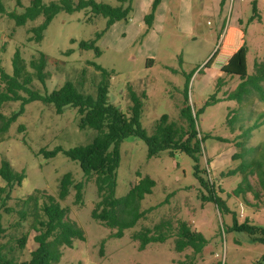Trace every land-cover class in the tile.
<instances>
[{"label":"rangeland","instance_id":"obj_1","mask_svg":"<svg viewBox=\"0 0 264 264\" xmlns=\"http://www.w3.org/2000/svg\"><path fill=\"white\" fill-rule=\"evenodd\" d=\"M43 1L49 4L59 0ZM95 1L119 5L118 0ZM154 2L133 0L129 20L116 22L112 27L90 9L73 14L61 12L38 42L31 30L44 22L42 16L18 26L7 15H23L31 0H3L7 14H0V64L12 74L13 57L19 49L28 71L34 73L30 61L45 54V87L36 78L32 86L41 94L72 81L81 92L96 95L101 80L100 72L93 66L97 64L112 72L110 102L127 117L132 106L129 88L147 95L141 124L152 135L163 115L185 124L180 110L188 90L194 111H202L198 129L201 137H206L198 167L204 180L214 186L215 197L225 205L219 208L214 202L203 200L209 193L197 179L195 162L186 153L171 157L164 152L149 158L146 143L130 137L120 147L116 196L126 197L144 178L153 179V193L140 204L147 219L126 230L123 238L112 237L114 230L92 217L98 201L95 183L85 185L80 205L75 203L76 192L71 189L60 204L65 216L78 224L84 239L74 240L73 248L64 247L57 264H180L192 250L176 252L173 238L152 243L144 250L131 238L143 226L152 227L163 219L184 220L204 235L207 246L197 264H257L264 257V243L255 241L256 235L252 236L250 229H264V191L255 175L249 177L253 192L235 196L244 175L231 172L244 162L260 158V151L251 150L264 144V126L247 137L242 134L262 121L264 101L252 93L241 106L236 101H221L212 106H206V102L210 96L225 98L237 88L241 75H252L255 62L264 61V0H161L149 25L147 17ZM90 41H96L100 56L81 49L82 42ZM212 58V65L205 68ZM220 79L222 84L217 91ZM4 108L10 115L20 108V103H8ZM234 110L238 113L232 114ZM20 126L25 127V132L19 131ZM79 126L76 109L67 108L59 115L53 105L37 101L25 107V113L0 141V166L7 159L17 172L25 174L22 185L12 192L13 200L7 203L13 212L7 213L0 207L6 228L0 244L14 248L19 238L29 237L24 251H10L21 261L28 260L29 252L37 247L33 240L39 227L32 208L30 216L20 220L22 201L32 194L40 199L41 194L57 196L60 180L68 173L73 174L76 183L84 181L78 162L62 152L53 158L48 156L58 148L67 151L90 143L96 132L81 130ZM254 192L260 193V197ZM43 203L41 200L37 217L44 215Z\"/></svg>","mask_w":264,"mask_h":264},{"label":"trees","instance_id":"obj_2","mask_svg":"<svg viewBox=\"0 0 264 264\" xmlns=\"http://www.w3.org/2000/svg\"><path fill=\"white\" fill-rule=\"evenodd\" d=\"M161 0H155L152 13L147 17L150 25L153 20L154 12ZM119 5L114 7L108 4L98 3L95 0H59L49 4L43 0H31L25 8L23 15L7 14L3 0H0V14H7L16 21L18 26H25L28 22L35 21L39 17L44 18V22L31 30L35 34L38 42L44 38V32L49 27L54 18L61 12L73 14L78 11L90 9L93 15L102 16L107 19L108 27H112L116 22L129 20L133 11V0H118ZM81 49L84 51H94L97 56L101 51L96 45V41L82 42ZM213 59L209 60L205 68H209ZM48 59L41 53L36 59L30 61V67L34 73L28 71L25 59L18 49L13 57V71L8 74L0 64V141L8 133L11 125L25 113V107L33 102H43L53 105L57 114L62 115L67 108L76 109L80 117V129H90L96 132L95 137L90 143L75 147L70 150H57L48 154L49 158L55 157L58 153H64L72 161L78 162L83 172L84 181L76 183L73 174L64 175L59 183L57 196L32 194L23 200V208L18 212L21 221H25L32 208V215L39 226L35 231L34 237L37 247L29 252L28 260L21 261L20 257L12 254V249L19 252L28 247V236L24 235L15 241L14 248L0 244V264H57L63 255L64 247L73 248L74 240L84 239V235L75 221L65 216V210L60 202L65 201L74 189L75 203L82 204L85 185L93 181L97 187L98 201L92 211V217L101 225L114 230L112 237L123 238L125 231L135 228L137 224L146 220V214L140 211V204L146 196L153 193L156 182L150 177L141 181L140 185L132 187L126 197L116 196L118 169L120 167V147L122 143L130 138L142 139L148 147V157H159L167 152L174 157L178 152L186 153L195 162V175L200 184L209 193L203 197L204 201L214 202L217 207H225L223 203L215 197L214 186L204 180L199 170L198 164L203 154V144L206 137H201L198 129L199 115L195 112L189 101L188 90L185 91L184 104L180 110L181 120L185 124H180L170 120L168 115H163L155 126L152 135L143 128L141 117L143 113L144 101L147 100L145 93L138 94L132 87L129 88V98L132 103L130 116L127 117L120 109L110 102V79L112 72L103 69L97 64H93L95 69L100 72L101 80L97 85L96 95L85 94L79 90L72 81H67L62 87L51 93L41 94L33 90V82L36 78L45 87L48 78L46 67ZM85 73V72H84ZM241 82L237 88L228 93L225 98L210 96L206 106L215 105L221 101H236L241 106L252 93H257L264 101V61H256L254 73L252 75H241ZM190 78H188L189 83ZM222 80H219L217 91L221 88ZM25 94V96L23 95ZM8 103H20V108L10 115L5 113V105ZM234 110L232 114H235ZM238 113V111H237ZM264 116V114L260 115ZM263 118V119H262ZM261 122H256L253 126L244 130L245 137L249 136L254 130L264 126V117ZM232 122H228V124ZM20 132H25V127H19ZM260 151L258 160L242 163L236 170L231 172L233 175L241 173L244 175V182L234 192L239 197L246 192H253V186L249 177L257 176L260 189L264 191V144L251 150ZM0 179L4 186L0 187V207L7 213L13 212V208L8 207L7 203L12 201V192L16 186H21L24 179V172H17L7 159L2 161L0 166ZM39 192H36V194ZM257 198L260 193L254 192ZM43 200V217H37L40 201ZM27 207V208H26ZM235 225L237 222L235 221ZM58 233V235H57ZM255 241L264 243V229H250ZM6 234V228L2 223L0 214V241ZM57 235V236H55ZM139 243V249L144 250L152 243H164L173 238L175 250L183 253L187 249L192 250L191 255H187L180 264H197L198 256L202 255L207 240L202 233L192 228L184 220L172 221L163 219L158 224L143 226L140 231L135 232L132 237ZM10 249V250H8ZM257 264H264V257Z\"/></svg>","mask_w":264,"mask_h":264}]
</instances>
